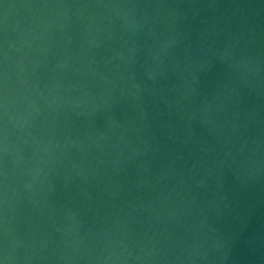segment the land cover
Segmentation results:
<instances>
[{"label":"water","instance_id":"obj_1","mask_svg":"<svg viewBox=\"0 0 264 264\" xmlns=\"http://www.w3.org/2000/svg\"><path fill=\"white\" fill-rule=\"evenodd\" d=\"M4 264H264V0H0Z\"/></svg>","mask_w":264,"mask_h":264},{"label":"snow or ice","instance_id":"obj_2","mask_svg":"<svg viewBox=\"0 0 264 264\" xmlns=\"http://www.w3.org/2000/svg\"><path fill=\"white\" fill-rule=\"evenodd\" d=\"M0 264H3V261L2 260H0Z\"/></svg>","mask_w":264,"mask_h":264},{"label":"clouds","instance_id":"obj_3","mask_svg":"<svg viewBox=\"0 0 264 264\" xmlns=\"http://www.w3.org/2000/svg\"><path fill=\"white\" fill-rule=\"evenodd\" d=\"M3 264H4V262H3Z\"/></svg>","mask_w":264,"mask_h":264}]
</instances>
